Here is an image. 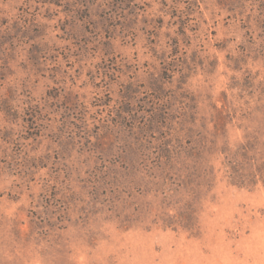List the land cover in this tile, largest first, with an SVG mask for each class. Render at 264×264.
<instances>
[{
    "label": "rangeland",
    "instance_id": "1",
    "mask_svg": "<svg viewBox=\"0 0 264 264\" xmlns=\"http://www.w3.org/2000/svg\"><path fill=\"white\" fill-rule=\"evenodd\" d=\"M260 152L264 0H0V264H264Z\"/></svg>",
    "mask_w": 264,
    "mask_h": 264
},
{
    "label": "trees",
    "instance_id": "2",
    "mask_svg": "<svg viewBox=\"0 0 264 264\" xmlns=\"http://www.w3.org/2000/svg\"><path fill=\"white\" fill-rule=\"evenodd\" d=\"M249 159V161H251L249 162V164H251V171L247 174L248 180L252 185H254V183L257 181H260L264 184V153L260 152L257 158L249 157ZM245 179L241 176L240 178L238 177V179H236V182H240L239 184H243V181Z\"/></svg>",
    "mask_w": 264,
    "mask_h": 264
}]
</instances>
